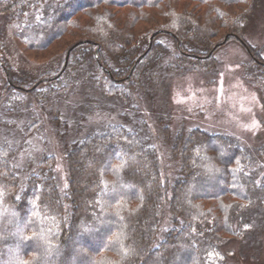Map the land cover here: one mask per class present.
I'll return each mask as SVG.
<instances>
[{
	"label": "trees",
	"instance_id": "trees-1",
	"mask_svg": "<svg viewBox=\"0 0 264 264\" xmlns=\"http://www.w3.org/2000/svg\"><path fill=\"white\" fill-rule=\"evenodd\" d=\"M257 1L0 0L17 42L48 62L32 82L8 69L11 91H52L55 106L89 85L132 111L64 145L65 188L52 155L29 171L16 165L13 143H0V264H183L190 250L187 264H227L220 245L230 221L264 218V175L239 171L247 154L228 137L192 128L172 139L180 165L165 184L150 136L128 124L140 111L131 93L152 97L170 68H211L230 40L257 57L241 34ZM39 125L35 118L26 130ZM162 134L169 138L167 126ZM244 233L230 236L254 234Z\"/></svg>",
	"mask_w": 264,
	"mask_h": 264
},
{
	"label": "rangeland",
	"instance_id": "rangeland-1",
	"mask_svg": "<svg viewBox=\"0 0 264 264\" xmlns=\"http://www.w3.org/2000/svg\"><path fill=\"white\" fill-rule=\"evenodd\" d=\"M11 29L0 18V143H13L16 165L29 171L34 169L40 155H52L53 169L59 184L65 188L64 145L93 126L125 123L132 111L124 108L122 111L120 101L89 85L58 98L55 106L52 91L44 94L42 88L36 96L11 91L14 87L7 82L5 71L9 78L8 69H11L14 79L32 82L44 68L42 64H48L42 61L40 52L29 51L17 42ZM241 34L257 57L249 55L240 41L230 40L215 52V64L211 68L188 73L170 68L163 72L153 98L141 92L131 93L140 111H136L138 116L128 124L142 126L143 134L150 136L165 184L172 182L180 165L179 158L171 153L172 139L192 128L228 137L248 156L243 162L236 158L239 171L254 176L257 181L264 175V0L257 1L253 13L243 23ZM9 111H13L11 115ZM123 113L128 116L122 117ZM35 118L40 120L39 127L27 131ZM164 126L169 128V138L162 134ZM194 193L205 194L200 190ZM240 205L244 210V204ZM244 218L230 221L231 227L223 236L220 250L226 255L227 264H264V218L259 225L249 224ZM240 230L254 234L249 241L243 238L245 233L240 237L230 236L231 232ZM191 255V250L183 255V264L190 261Z\"/></svg>",
	"mask_w": 264,
	"mask_h": 264
},
{
	"label": "water",
	"instance_id": "water-1",
	"mask_svg": "<svg viewBox=\"0 0 264 264\" xmlns=\"http://www.w3.org/2000/svg\"><path fill=\"white\" fill-rule=\"evenodd\" d=\"M223 43H224V41H223ZM72 48H73V46L70 47V48L68 49L67 54H66V60H67V58H68V56H69V53H70V51L72 50ZM0 65H2V64H1V61H0ZM5 75H6L7 82H8L12 87L17 88V87H15V86L11 83L10 78H9V74H8L7 71H5ZM37 85H38V83H36L35 85H33V87H32L31 89H29L28 91L34 89Z\"/></svg>",
	"mask_w": 264,
	"mask_h": 264
}]
</instances>
